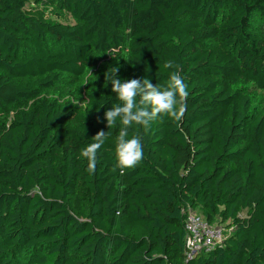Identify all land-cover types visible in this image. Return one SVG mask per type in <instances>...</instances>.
<instances>
[{"label":"trees","instance_id":"16d2710c","mask_svg":"<svg viewBox=\"0 0 264 264\" xmlns=\"http://www.w3.org/2000/svg\"><path fill=\"white\" fill-rule=\"evenodd\" d=\"M166 61L186 112L129 128L144 155L121 175L105 73L165 86ZM63 74L88 112L42 94ZM241 84L264 93V0H0V264H264V109ZM188 211L233 233L187 261Z\"/></svg>","mask_w":264,"mask_h":264},{"label":"clouds","instance_id":"9594fccd","mask_svg":"<svg viewBox=\"0 0 264 264\" xmlns=\"http://www.w3.org/2000/svg\"><path fill=\"white\" fill-rule=\"evenodd\" d=\"M164 68L177 69L170 73L165 86L153 84L148 78L142 80L133 78L122 82L117 78L118 66L105 73V82H111V90L116 93V99L120 102L105 111L104 117L108 129H111L118 120L123 126L115 141L114 170L119 169L121 175L126 169H133L140 164L144 155L142 137L136 134L129 138V128L138 125L147 132L152 122L158 118L167 116L178 122L186 112L189 92L178 70L179 66L172 61H166ZM110 135L109 131H99L93 137L94 142L81 150V156L88 161L87 171L90 174L95 173L98 150Z\"/></svg>","mask_w":264,"mask_h":264},{"label":"rangeland","instance_id":"374dc122","mask_svg":"<svg viewBox=\"0 0 264 264\" xmlns=\"http://www.w3.org/2000/svg\"><path fill=\"white\" fill-rule=\"evenodd\" d=\"M262 24V21L256 17L254 19V26L259 27ZM239 90L244 94L248 95L251 99L252 105L255 107V114H257L261 109H264V93L256 90L254 87L246 84H241ZM42 94L46 97L52 98L56 100L58 103L62 105L73 106L76 112L84 113L88 112V108L86 102L82 98L79 93V85L77 79L70 75H61L60 81L58 84L54 85L52 88L45 90ZM12 113L10 111H6L4 114L0 116V130L6 127L11 120ZM78 198H82L84 195L80 184L78 185ZM192 214H196L201 219L202 216L198 213V211L190 212ZM240 217L246 216V212H242L239 214ZM215 225L222 226L225 230H227L228 223L216 222Z\"/></svg>","mask_w":264,"mask_h":264},{"label":"built area","instance_id":"2783aa9c","mask_svg":"<svg viewBox=\"0 0 264 264\" xmlns=\"http://www.w3.org/2000/svg\"><path fill=\"white\" fill-rule=\"evenodd\" d=\"M186 213L184 228L185 237V258L191 260L201 253H210L221 246L224 241L233 233V228L225 230L222 226L210 224L196 214Z\"/></svg>","mask_w":264,"mask_h":264}]
</instances>
